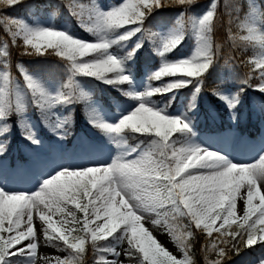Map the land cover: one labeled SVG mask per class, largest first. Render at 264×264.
Returning <instances> with one entry per match:
<instances>
[{"label":"snow or ice","instance_id":"6c2138e0","mask_svg":"<svg viewBox=\"0 0 264 264\" xmlns=\"http://www.w3.org/2000/svg\"><path fill=\"white\" fill-rule=\"evenodd\" d=\"M19 3L22 0H0V8ZM193 3L195 0H124L123 4L104 12L96 5L88 7L84 3H79L77 10L73 0H68L72 15L84 30L96 38L94 41L81 40L54 29L31 28L23 21L7 16L0 18V22L5 23V31L11 36L13 45L17 38L23 41L26 55H44L47 49H53L49 55L54 54L66 62L69 77L64 88L67 91L55 96L48 94L22 65L17 66L33 102L44 110L57 104L87 99L75 79L77 76L101 80L110 86L131 84L129 76L123 74V62L109 49L143 31L144 20L154 10L166 6L187 8ZM216 8L217 4L213 2L210 10L198 22H191L196 47L190 57L178 61L166 59L167 54L183 42V24L179 26V33L160 42L157 55L161 57V67L150 76L148 89L143 94L126 93L140 102L131 114L120 119L116 125L99 119L90 120L93 127L110 137H123L126 131L146 135L150 137L147 147L145 141L141 140L111 165L65 168L47 179L31 195L8 193L0 189V264H13V257H24L36 264L39 233L33 227L34 209L45 226V243L69 253L65 258L43 257L46 264H85L86 244L89 241L93 251L101 254L96 264H121V253L117 247L111 246L112 241L117 245L126 241L128 247L123 255L128 264H194L186 242L192 237V231L187 230L182 235L185 241L180 245L183 259H176L141 226L145 213L187 218L189 225L203 231L210 238L205 251L211 250L217 256V259L206 264H223L229 246L239 252L236 243L238 237L239 243L245 247L254 246L258 239L264 243V194L258 186V182L264 183V156L260 157L258 163L236 165L216 152L181 147L172 137L189 132V125L180 118L162 114L163 109L150 104L153 96L174 94L190 86L195 89L193 100L200 93L204 74L215 62L216 52L211 34ZM240 28L248 33L240 35V41L264 48V33L257 35L258 29L248 21L242 23ZM119 29H125L124 33L116 39H109V35ZM144 35L149 40L153 38L147 31ZM141 46L137 44L129 58ZM28 48L33 51H28ZM7 49L8 44L5 43L0 49V57L9 55ZM89 56L91 59H85ZM248 63L255 71L250 72L243 82L256 91L264 92V57L257 56ZM4 68H8L7 63ZM164 77L180 78L158 87L151 85V81H161ZM254 78L259 81L255 86L251 83ZM0 81V119L12 111L23 112L18 82H14L7 70L0 72ZM214 94L228 104L230 111L235 107V103L228 101L219 91H214ZM25 138L32 143L38 142L30 135ZM129 156L133 158H125ZM190 168L195 171H189ZM245 184L246 199L241 197L244 208L238 222L237 195ZM255 200L260 203L255 205ZM68 204L82 213V217L67 209L65 206ZM61 214L66 218L54 222L53 215ZM218 221L221 223L217 226ZM153 223L161 224L162 221L156 219ZM233 224L236 225L235 229L232 228ZM213 232L217 233L215 237ZM24 241L28 243L24 244ZM107 253L116 258L108 260L104 255ZM258 264H264V259H260Z\"/></svg>","mask_w":264,"mask_h":264},{"label":"trees","instance_id":"16d2710c","mask_svg":"<svg viewBox=\"0 0 264 264\" xmlns=\"http://www.w3.org/2000/svg\"><path fill=\"white\" fill-rule=\"evenodd\" d=\"M101 1L105 2L107 0ZM110 1L116 5L121 2V0ZM213 2L217 4V8L211 37L216 56L214 64L204 74V84L201 86L200 93L193 100L195 89L194 86H190L180 89L174 94L169 93L166 96L156 95L150 98L158 105L163 104L169 112L181 107L189 116L192 124L189 127L190 131L174 134L172 137L177 140L179 146H183L197 133L216 132L222 130V128L231 127V122L226 116V108L218 103V97L214 94V91L220 92L223 89H230L236 93L237 102L234 110L238 132L248 137L259 133L260 124L264 123V93L254 90L253 87L243 81L250 72L255 71L248 61L254 59L257 53L264 52V48H260L258 45L254 47L252 44H245L239 40V36L245 35V30H241L240 25L253 12L257 13L260 22L264 26V0H195V3L187 8L180 6L161 7L146 17L142 25L143 31L139 32V36L136 34L131 39L122 41L109 49L110 52H115L116 56L123 62V74L129 76L131 83L133 80L143 81L149 86L150 76L158 70L159 56L156 49L161 42L159 30L179 33L181 31L179 26L181 24L184 25L183 42L174 51L167 54L166 57L168 61L182 60L177 59L179 53H187L193 43L194 29L191 22H195L196 17L204 11L210 10ZM73 5L76 6L74 2ZM49 13L54 15L57 22L68 21L73 31L81 38L86 40L94 39V36L84 30L79 25L77 18L72 15L68 0H22V3L15 6L0 8V18L7 16L17 20L32 21L35 16L46 17ZM5 27V23L0 22V49H3V45L7 43V51L9 53L7 57H0V67L3 71L7 70L14 82L19 81L24 86L23 76L17 67L22 65L30 76L37 75L45 81L58 83L60 93L67 91L64 88L69 77L66 62L54 54L49 55V53H53V49H47L44 55H26L23 41L17 38L16 44L13 45L12 38L5 31ZM145 31L152 34L153 38L151 40L144 35ZM137 36L139 38L135 42ZM137 44L142 46L129 58V54L136 49ZM27 50L33 51L31 48ZM85 59H91V57H85ZM5 63L8 65L7 69L4 68ZM177 78L180 77H164L161 81H151L150 83L153 87H158L169 80ZM75 79L80 89L86 93L87 99L57 104L53 108L44 110L36 106L30 93L25 88L28 106L24 108L23 112L12 111L5 118L0 119V138L3 140L4 147L3 158L9 159L11 163L26 161L27 154L23 146L27 148L33 147L31 140L25 138L26 135H30L27 128H25L26 115L37 120L40 133L43 137L50 140L52 137L47 134V125L53 119L54 109H61L65 118V145L71 147L79 133L83 132L84 134L86 132L85 127L89 126L87 119L91 114L85 105L91 98L98 99L110 111H116L117 105L122 107L126 101L130 100V96L126 93L131 92V84L110 86L101 80L85 76H77ZM251 83L255 86L259 81L254 78ZM76 95H79V89L76 90ZM205 99L211 103V107L206 104ZM210 108L213 109L215 115H212ZM215 116L221 118L220 123L215 121ZM5 128H7V131H4ZM91 128L97 132L101 131L96 127ZM124 135L123 141L134 147L141 140L145 141V147H147V141L150 139L146 135L132 134L130 131H126ZM175 135L177 136L175 137ZM160 220L162 221L161 224L166 226L172 241L179 247L185 242L182 239V235L187 230L192 231V237L186 242L189 245L194 264H206L207 261L217 259L215 252L211 250L205 251V246L209 244L210 238L203 231L189 225L187 218L178 216L173 218L171 215H163ZM232 228L235 229L236 225L233 224ZM172 233H175V235ZM216 235L217 233L213 232V237ZM101 243H104V241H101ZM236 243H238L239 252L229 246L227 256L223 258V264H246L251 257L264 252V243H261L259 239L252 247H245L243 243H239V237ZM115 244V241L111 242V246ZM86 249L85 264L96 263L97 258L101 254L93 251L90 241L86 244ZM63 252L64 256L62 258L69 255L67 251ZM16 258L13 257L12 261H16Z\"/></svg>","mask_w":264,"mask_h":264},{"label":"rangeland","instance_id":"374dc122","mask_svg":"<svg viewBox=\"0 0 264 264\" xmlns=\"http://www.w3.org/2000/svg\"><path fill=\"white\" fill-rule=\"evenodd\" d=\"M77 10L79 3H84L88 7L92 5L98 6L101 11L107 12L113 7H117L124 3V0H121L120 4L116 5L114 2L107 0L105 2L101 0H73ZM258 10L257 7H255ZM87 8L85 9V16L87 15ZM209 10L204 11L201 15L196 17L198 22L200 18L203 17ZM31 28H47L54 29L58 31H63L69 36L85 40L81 38L76 32L73 31L71 24L68 21L57 22L54 18V15L48 14L46 17L35 16L32 18V21L22 19ZM250 22L253 26L258 29L257 35L264 33V26L260 22L256 12L251 13L245 20ZM80 25V23H79ZM125 27H134V25H126ZM125 29L115 31L109 35V39H116L124 33ZM177 32H170L169 30H160L159 36L161 41L168 38L169 36L176 34ZM247 30H245V35H247ZM139 36L140 33H137ZM135 42L138 41V37ZM85 40V41H94ZM160 47V44H159ZM159 47L156 49L159 50ZM196 47L195 43V31L193 32V43L187 53L180 52L177 59H186L190 57ZM112 55L116 56L115 52H110ZM264 57V52H259L254 57ZM167 59V58H166ZM168 61V59H167ZM161 57H159V62L157 64V69L161 67ZM0 72H3V69L0 67ZM33 78L38 80L45 91L50 95H58L59 85L58 83L45 81L37 75H33ZM18 82L19 90L22 96L23 107L28 106V98L26 94L25 87ZM2 83V81H0ZM148 89V85L143 81L133 80L130 85L131 93L134 94H143ZM264 93V92H262ZM220 94L227 97L228 101L232 103L237 102V96L234 92L229 89H224L220 91ZM206 104L210 107L212 106L210 102L205 99ZM139 101L130 98L126 101L121 107L117 105L116 111H110L104 105L100 103L97 99H91L86 106V109L90 112V116L87 119V122L90 126L85 127V133H79L75 138L74 144L71 147H66L64 143V134L66 133L65 118L62 114V110L55 108L53 111V119L47 125V134L53 136L52 142L48 141L45 137L42 136L39 130V124L37 120L33 119L31 116L26 115L25 118V128L32 139L38 141L37 143H32V148H27L23 146L25 153L27 154V159L25 162L15 161L10 162L9 159L3 158L2 154L4 151L3 140L0 138V179H3L5 184H0V189H3L8 193H24L26 195H31L37 192L43 185V183L56 175L59 171L65 168H85L91 166H106L111 165L115 159L118 157H123L128 151L131 150L134 146L127 144L123 141V137L117 136H108L105 135L102 131L97 134L96 131L92 130L93 124L90 123L91 119H99L105 123L116 125L120 119L131 114L132 111L139 106ZM218 103L227 108V118L229 120H235L234 108L230 111L228 104L221 100L218 97ZM151 106H154L157 109H163V113L170 118H180L185 121L189 126H191V120L186 114L183 108L179 107L173 112H169L163 104H156L150 100ZM211 113L213 109L211 108ZM260 134L254 138H247L245 135H241L237 130L224 128L218 132H200L191 137L183 146L181 147H197L201 149H206L212 152L219 153L220 155L226 157L231 163L236 165H248L253 163H258L261 156H264V123L260 125ZM1 134V127H0ZM220 146H225L228 148V152L234 151L238 155L237 160H232L231 157L225 152V148H220ZM243 156V157H241ZM126 159H132L133 157H125ZM69 165V166H68ZM189 171H195V169H189ZM259 190L264 194V183L258 182ZM247 185L241 187L240 193L237 195V221L239 222L240 218L243 215L244 208V197L246 199ZM259 200H255L254 204L258 205ZM43 207V206H41ZM67 209L77 212L78 217H82V213L78 212L71 204L65 206ZM47 212V209H44ZM33 227L34 231L39 233V247L37 250V261L36 264H46V261L43 257L54 258V257H63L64 252L56 249L50 244L45 243L42 222L38 218V214L35 209L33 210ZM163 215L157 216L156 213H145L143 219L141 220V226L145 228L151 236L167 250L172 256L176 259H183V253L181 247L177 246L171 239V236L166 228L162 224H154L153 221L156 219H162ZM66 218L64 214L53 215L52 219L54 222H58ZM255 219V217H253ZM221 221L217 222V226ZM7 235V234H5ZM27 244V241L23 242ZM18 245L17 247H20ZM113 247H117V250L121 253L119 260L121 264H127V258L123 255L124 249L128 247L126 241ZM108 260L115 259L111 253L106 254ZM260 259H264V252L259 253L257 256L251 257L246 264H258ZM13 264H32V261L24 258L17 257L16 261ZM96 264V263H94Z\"/></svg>","mask_w":264,"mask_h":264},{"label":"bare ground","instance_id":"6f19581e","mask_svg":"<svg viewBox=\"0 0 264 264\" xmlns=\"http://www.w3.org/2000/svg\"><path fill=\"white\" fill-rule=\"evenodd\" d=\"M220 148H225V152H227V154L231 157L232 160H237V159L239 158L238 155L235 154L234 151H231V150H230V152H228L229 150H228L227 147H225V146H220ZM241 157H243V156H241ZM68 166H69V165H68ZM0 184H5V182H4L3 179H0Z\"/></svg>","mask_w":264,"mask_h":264}]
</instances>
